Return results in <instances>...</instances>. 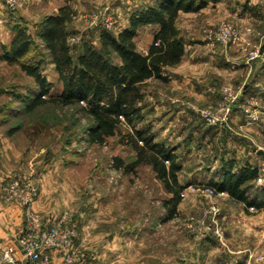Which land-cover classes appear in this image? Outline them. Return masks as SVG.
Wrapping results in <instances>:
<instances>
[{"label": "rangeland", "instance_id": "rangeland-1", "mask_svg": "<svg viewBox=\"0 0 264 264\" xmlns=\"http://www.w3.org/2000/svg\"><path fill=\"white\" fill-rule=\"evenodd\" d=\"M62 1L18 0L16 8L11 9L1 0L5 13L0 18V145L6 146L12 164L11 178L25 171L36 183L41 200V208L36 210L42 223H50L51 217L68 211L77 225L76 264H264V208L246 210L245 205L235 201L227 191L212 194L208 188L193 183L194 180L201 184L209 179L221 181V163L233 158L238 168L248 150L254 154L264 153V136L241 124L242 120L249 124L258 122L264 110V97L249 96L247 91L257 76L256 69L264 64V36L259 42L251 36L255 23L242 25L229 18L223 7L216 10L203 7L185 15H181V11L176 25L181 37L194 43L193 55L206 51L199 45L203 41L212 43L214 53L235 55L237 64L232 65L231 70L238 71L223 80L217 87L218 97L206 103L193 97H176L169 80L152 78L142 88L146 95L142 102L145 117L138 126H151L158 141L166 140L167 145L175 148L183 165L180 180L187 184L177 214L169 217L163 206L169 194L149 165L140 164L129 172L114 167L115 156L127 163L135 159L134 150L122 141L121 134L128 131L125 125L119 128L121 134L100 145L88 140L91 122L79 105L48 103L32 111L26 110L37 85L19 62L10 63L5 58L2 43L9 47L18 29H23L31 46L22 60L41 62L42 73L51 83L50 95L58 96L63 84L40 32L43 19L57 13L60 7L57 5L60 2L63 5ZM157 1H72L75 15L68 25L72 32L68 37L72 54L75 57L84 43L99 47L103 29L117 34L131 13ZM258 5H261L258 11L262 10L264 0H259ZM94 14L101 18L98 23L86 20ZM107 16L112 18L113 24H106ZM224 23L238 29V38L232 45H225L214 36ZM139 30L137 49L141 52L155 28L144 24ZM257 50L260 55L251 59L250 54ZM111 58L119 61L116 55ZM181 67L185 73L194 75L191 56ZM225 88L235 94L229 102L231 119L210 124L202 110L217 109L224 102ZM167 96L185 111L164 124ZM185 114L190 124L187 122L182 129L181 116ZM1 152L2 148L0 155L7 153ZM223 153L226 157H222ZM259 170L261 181L256 178L245 184L249 185L250 197L264 196V166ZM24 226L25 223L18 230H12V234H6L8 239ZM55 251L46 249L52 263Z\"/></svg>", "mask_w": 264, "mask_h": 264}, {"label": "trees", "instance_id": "trees-1", "mask_svg": "<svg viewBox=\"0 0 264 264\" xmlns=\"http://www.w3.org/2000/svg\"><path fill=\"white\" fill-rule=\"evenodd\" d=\"M72 1L64 0L57 13L47 15L41 22L40 38L63 84L58 96L50 95L51 83L42 73L41 62L22 60L31 46V40L23 29H18L9 47L3 45L5 58L10 63L19 62L37 85L26 110L32 111L48 103L79 105L91 122L87 130L88 140L100 145L121 134L119 128L125 125L128 131L121 134L122 141L134 150L135 159L127 163L115 156L114 167L129 172L140 164L149 165L169 194L163 206L169 217H174L187 187L180 180L183 165L175 148L158 141L151 126H138L145 117L142 102L146 95L142 88L152 78L167 82L166 69L177 65L185 54V41L176 25L180 12L197 11L218 0H158L154 5L131 13L130 26L117 34L103 29L100 46L84 43L75 57L68 44L72 33L68 25L75 15ZM144 24L159 27L145 54L137 49L135 41L138 28ZM113 55L119 58L118 62L112 60ZM235 163L236 160L228 159L223 164L221 181L209 179L201 184L194 180L193 183L213 188L216 192L227 191L235 201L244 204L246 210L249 207L263 209L264 196L250 197L249 185H245L258 177L259 170L248 164L235 171Z\"/></svg>", "mask_w": 264, "mask_h": 264}, {"label": "crops", "instance_id": "crops-1", "mask_svg": "<svg viewBox=\"0 0 264 264\" xmlns=\"http://www.w3.org/2000/svg\"><path fill=\"white\" fill-rule=\"evenodd\" d=\"M258 2L259 0H245V3H243L241 0H218L215 2L214 1L209 2L205 6V8L216 10L219 7H223V9H225V11L228 13L229 18H231L232 20L237 21L242 25H244L245 22L255 23L256 27L253 28L251 36L252 38L254 37V39L257 42H259L260 40H262V36H264V27H262L261 25L259 26V24H264L263 23L264 7L262 10L258 11L261 8V5H258ZM61 4L62 3L60 2L57 6H61ZM3 13L5 12L1 5V0H0V18H3L4 15ZM189 13H194V11L181 12V15H185ZM129 26H130V17L129 20L127 19L126 21L122 22L121 24L122 28L119 31L128 28ZM151 26H153L155 30L149 42L141 50L143 54L147 53L148 47L153 40L154 34L159 28L158 25L156 24H151ZM139 32L140 30L138 28L137 34L135 36L136 45L138 44L137 43L138 36H140ZM184 41H185V54L182 60L177 65L168 67L166 69V74L169 78V83L172 84V93L173 95H176V97H181V98L193 97L194 99L199 100L203 103L213 101L219 95V88L217 87H219L222 81L227 79L228 76L230 75L232 76V74H236L234 72L238 71V70L236 71L231 70L233 68L232 65L236 66L237 64V60L234 59L235 55L231 53L225 54L222 52L214 53L213 51L214 49H212L211 48L212 45H210L212 43L205 41H203L204 43H200L199 45L204 46V49L206 51L198 55H193V53H195L196 51V48L193 47L194 43H192V41L190 40H184ZM3 45L5 44L2 43V47ZM4 52L2 54H4ZM217 55L220 56L218 57ZM190 56H191L192 66H194L195 68V69L193 68L195 72L194 75L185 73L181 67L186 62V59L188 60L190 58ZM215 57L217 58L214 59ZM247 68H248V72H251V70H249L250 67ZM255 75L257 76L254 78L252 87L247 89L248 95L249 96L259 95L264 97V85L262 87H259L262 84H264V64H262V66H260L258 70L256 69ZM184 111L185 109L181 108L180 104L170 102L169 97L165 98L164 124H168L169 122L174 121L176 118L179 117V114ZM181 117H182L181 122L184 125V126L181 125L183 129L186 127L187 122L188 125L190 124L189 121L190 119L188 116H186V114ZM241 124L245 126L247 130L255 129L256 134H258L259 136H264V110H263L262 118L258 122L249 124V123H245V121L242 120ZM192 138H193L192 140L194 141L195 137L193 136ZM164 142L167 141L164 140ZM1 148L3 153L7 152L5 145H0V150ZM224 156L226 157V153H223L222 157ZM8 157H9L8 152L0 155V165H1L0 166V241L8 239V236L6 234L8 235L10 233L12 234L13 232L12 230L14 229L18 230V228H21V226L24 225L25 223L20 205H18L17 203H12V204L7 203L4 199L3 187L11 179V176L9 174L10 172L9 168H11L12 164L9 162ZM242 160H244V162L242 163V165H240L241 167L249 164L252 168L259 170L262 166H264V153L262 151H259L258 153L254 154L253 152L248 150L245 153V155H243ZM235 165L237 166L236 163ZM219 167H221L220 169H222L223 164L221 163ZM234 170L237 171V168L235 167ZM40 203L41 200L37 198L34 204L35 209L41 208ZM49 222H51V219H49ZM54 257L55 258L53 259V264H61L62 253L55 251Z\"/></svg>", "mask_w": 264, "mask_h": 264}, {"label": "built area", "instance_id": "built-area-1", "mask_svg": "<svg viewBox=\"0 0 264 264\" xmlns=\"http://www.w3.org/2000/svg\"><path fill=\"white\" fill-rule=\"evenodd\" d=\"M18 0H5L9 8L15 9ZM92 19V20H91ZM101 18L97 14L86 17L93 23H98ZM101 21H104L103 19ZM106 24H113L112 18H105ZM216 39L227 45L233 44L238 38V29L229 24L221 25L214 33ZM260 55V50L250 54V58ZM224 102L217 109L202 110V115L208 123L215 124L227 122L231 118L229 102L235 98L232 89H224ZM249 116L251 111L246 109ZM261 181L260 175L257 177ZM210 193H217L213 188L207 187ZM4 199L7 203L20 205L25 221V228L16 233L11 239L0 241V264H53L51 257L46 252L48 248H54L62 253L61 264H76L77 252L74 249V241L77 235V225L70 217L68 211L60 216L53 217L50 223H42L40 215L34 207L38 198V187L28 172L20 171L15 174L3 187ZM257 209L256 207H251Z\"/></svg>", "mask_w": 264, "mask_h": 264}]
</instances>
